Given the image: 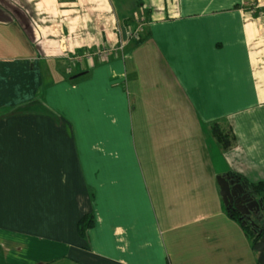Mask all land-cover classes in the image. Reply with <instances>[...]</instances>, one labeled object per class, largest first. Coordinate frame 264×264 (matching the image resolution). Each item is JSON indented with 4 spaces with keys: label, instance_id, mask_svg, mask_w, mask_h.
<instances>
[{
    "label": "crops",
    "instance_id": "1",
    "mask_svg": "<svg viewBox=\"0 0 264 264\" xmlns=\"http://www.w3.org/2000/svg\"><path fill=\"white\" fill-rule=\"evenodd\" d=\"M243 1L0 0V264H259L216 181L264 183Z\"/></svg>",
    "mask_w": 264,
    "mask_h": 264
},
{
    "label": "water",
    "instance_id": "2",
    "mask_svg": "<svg viewBox=\"0 0 264 264\" xmlns=\"http://www.w3.org/2000/svg\"><path fill=\"white\" fill-rule=\"evenodd\" d=\"M216 181L226 212L229 214L231 205L235 204V210L241 215V217L248 218L252 210L251 206L254 205L257 207L256 204L258 203L251 200L249 195L245 194L243 185L239 180L228 175H222L217 177ZM259 234L260 239L254 244L253 249L260 254L258 263L264 264V232L261 231Z\"/></svg>",
    "mask_w": 264,
    "mask_h": 264
},
{
    "label": "flooded vegetation",
    "instance_id": "3",
    "mask_svg": "<svg viewBox=\"0 0 264 264\" xmlns=\"http://www.w3.org/2000/svg\"><path fill=\"white\" fill-rule=\"evenodd\" d=\"M245 194L249 195L251 200L256 201L258 204L256 206H251L252 210L249 214L248 218H243L241 215L235 210V204L231 205L229 214L232 217H235L237 221L243 226L248 227L249 231L252 233L256 242L260 239V232H264V199L257 197L252 189L245 188L243 186ZM241 219V220H239Z\"/></svg>",
    "mask_w": 264,
    "mask_h": 264
},
{
    "label": "trees",
    "instance_id": "4",
    "mask_svg": "<svg viewBox=\"0 0 264 264\" xmlns=\"http://www.w3.org/2000/svg\"><path fill=\"white\" fill-rule=\"evenodd\" d=\"M211 130H212V135L213 137L217 140V142L221 145V148L223 150H227L231 147V143H232V137L229 135V133L227 132H224L222 131L217 124H214L212 127H211ZM249 189H252L253 192L255 193V195L257 197H260L261 199H264V183H258L256 185H253L251 188ZM235 218V217H234ZM91 224H92V220L89 219L88 217L87 218H84L82 219L80 222H79V226H78V230H79V233L81 235L84 234V231L91 227ZM246 228L247 230L248 227H244ZM251 233V232H250ZM252 235V233H251ZM253 236V235H252ZM252 241L254 242V244L256 243V240L255 238L253 237Z\"/></svg>",
    "mask_w": 264,
    "mask_h": 264
},
{
    "label": "rangeland",
    "instance_id": "5",
    "mask_svg": "<svg viewBox=\"0 0 264 264\" xmlns=\"http://www.w3.org/2000/svg\"><path fill=\"white\" fill-rule=\"evenodd\" d=\"M241 5L245 9L246 7L249 8L248 10L251 15L254 14L256 17H264V0H244Z\"/></svg>",
    "mask_w": 264,
    "mask_h": 264
},
{
    "label": "built area",
    "instance_id": "6",
    "mask_svg": "<svg viewBox=\"0 0 264 264\" xmlns=\"http://www.w3.org/2000/svg\"><path fill=\"white\" fill-rule=\"evenodd\" d=\"M137 33H138V31L133 32V33L131 34V37H132V38H136ZM98 55H99V56H102V55H104V54H103V53H99ZM76 60H79V58H77Z\"/></svg>",
    "mask_w": 264,
    "mask_h": 264
}]
</instances>
